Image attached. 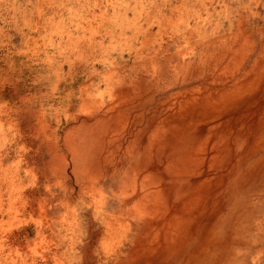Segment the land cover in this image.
<instances>
[{
  "label": "bare ground",
  "instance_id": "bare-ground-1",
  "mask_svg": "<svg viewBox=\"0 0 264 264\" xmlns=\"http://www.w3.org/2000/svg\"><path fill=\"white\" fill-rule=\"evenodd\" d=\"M96 49L119 56L97 70ZM18 60L90 70L103 88L81 87L55 126L35 114L56 230L40 204L28 220L38 176L0 136V264L49 230L53 264H264V0H0L8 128L1 101L29 75ZM29 84L18 102L42 96Z\"/></svg>",
  "mask_w": 264,
  "mask_h": 264
},
{
  "label": "rangeland",
  "instance_id": "rangeland-1",
  "mask_svg": "<svg viewBox=\"0 0 264 264\" xmlns=\"http://www.w3.org/2000/svg\"><path fill=\"white\" fill-rule=\"evenodd\" d=\"M101 11H103L105 14H107L109 18H111L110 16L113 13L112 9L107 8L106 9L107 12L104 11V9L96 10V12H101ZM124 55L126 56V54ZM116 56L119 55H117V52L115 51L106 54L105 52L96 49V69L97 70L101 69L100 66H103L101 63L103 60H109V59L113 60L112 58H114L115 60ZM19 61L20 60L14 62V64L16 65L15 72L18 73V71L22 70L20 74L23 73L29 75L28 77H26V81L22 80L21 82H19L18 91L16 92L15 95H13L12 97L13 100H10L6 96L5 99L1 101V102H9L11 110L13 111L14 118L12 120L11 128L0 125V136L4 138L6 141H11V140L20 141L19 146L21 147L22 150L24 149L26 151L25 153L27 154L25 161L28 162V165H31L30 163H33L32 165L33 171H35V174H37L38 176L37 189L39 191L35 195V200H34L35 202L30 211L31 213L29 212L28 220L30 218L32 220L30 221V223L32 224L33 220L39 217L40 215L39 213H41V211H39L37 207L38 204H40L43 211L45 210L44 218L48 219L47 223L50 226L49 228L56 230L55 222L58 220L57 217L58 214L55 210H56V204L58 202V191H56V188H53L52 193L50 194L46 193L45 191V185L48 183V181L47 178L44 177L45 173L43 171L45 169L44 163H46L47 157H46V150L44 145L39 144L40 141H37L35 139L34 134L32 133L34 124L36 122L35 114H37L38 111L41 112L45 116V119L49 121L53 126H55V122L57 121V116L61 114L60 112H62L63 108H68L70 106V109H72L73 104L79 105L80 103L79 100L81 99V87L88 85L89 89L92 91L94 90L93 92H95V88H100V89L101 87L103 88V82L99 74L93 75L91 74L90 70H88L86 73L85 72L82 73V71H77V72L73 71L72 68L68 69V66L66 64H62L61 68L58 69L55 66L53 67L51 66L47 67L45 65L43 66L40 61L34 62L35 65L33 63L22 64ZM1 66H4V61H2ZM24 66H27V68L25 69ZM33 66L36 68V70L32 68ZM53 72H57L59 74L58 76L59 80L57 82L58 86L55 88L53 87L56 82V77L53 75ZM33 80H36L35 82L36 86L33 85ZM27 82L30 83L28 87H31L30 89L32 93L34 92V90H36L35 96H37L39 92L42 93V96L37 99L34 98L27 102H23V103L18 102L17 99L23 95V91L21 90V87ZM60 118H61L60 121L61 125L57 126L56 124L57 130L55 131V135L62 132L66 125L63 118L62 117ZM85 128L86 126H81L78 129V132L83 135L86 130ZM10 147H13V145L11 144ZM8 149H10L11 152H13L11 148ZM12 155L13 153L9 154L8 160H12V161L14 160L13 159L14 157ZM84 221H86V219H84ZM18 223H19L18 221L13 220L10 226L13 225L12 227H15ZM43 232L45 233L46 241L49 238H51L53 241V244L51 246L52 247L51 253L46 254L44 252L46 250V241L45 242L40 241L39 240L40 237H35L32 232L31 235H28V240L26 239L27 246L24 249H22L21 256L19 257V259L18 260L16 259L15 263L12 262L7 263L11 256L10 257L6 256L5 263L31 264L34 261L37 264H41L42 259L44 258L48 259L49 257H51L52 253H55L61 246H59L57 249H54L53 247H55L57 237L53 234H50V230L48 232L47 231H43ZM34 241L37 243H35ZM31 249L33 251H31ZM60 250H58L56 253L58 259L63 263V260L60 256L62 251ZM21 259L22 262H20ZM68 259L69 262L66 261L67 264H78V259L75 256L74 259H72L70 256L68 257ZM5 263L1 262V264H5ZM53 263L54 262H52L49 259L47 260V262L43 260V264H53ZM87 264H89V262Z\"/></svg>",
  "mask_w": 264,
  "mask_h": 264
}]
</instances>
